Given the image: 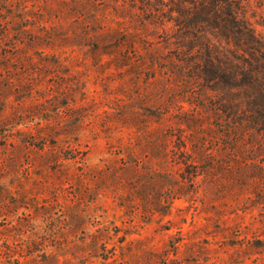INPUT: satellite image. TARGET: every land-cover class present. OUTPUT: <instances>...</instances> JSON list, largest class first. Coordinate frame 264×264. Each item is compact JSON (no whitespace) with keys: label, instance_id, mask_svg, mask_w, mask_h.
I'll return each instance as SVG.
<instances>
[{"label":"rangeland","instance_id":"rangeland-1","mask_svg":"<svg viewBox=\"0 0 264 264\" xmlns=\"http://www.w3.org/2000/svg\"><path fill=\"white\" fill-rule=\"evenodd\" d=\"M227 1L0 0V264H264V0Z\"/></svg>","mask_w":264,"mask_h":264},{"label":"trees","instance_id":"trees-1","mask_svg":"<svg viewBox=\"0 0 264 264\" xmlns=\"http://www.w3.org/2000/svg\"><path fill=\"white\" fill-rule=\"evenodd\" d=\"M224 3H228L227 0H213V5H215L214 7L216 8V10L214 9L215 14H217L218 20L220 22L223 23V26H221L222 28L226 27V28H230L231 31L234 32V34L237 32H241L247 29V26H245V24L243 23V21H241L240 18H238V12H234L232 9H229L228 11H224L223 12L219 11V9L221 7H223ZM225 12V13H224ZM205 19H203L204 21L209 20V17H204ZM221 18V19H220ZM244 60L246 62H252L250 59L246 58L245 56Z\"/></svg>","mask_w":264,"mask_h":264}]
</instances>
